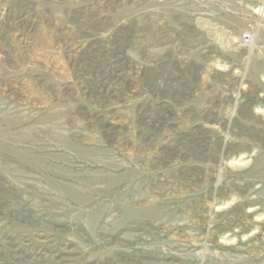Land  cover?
<instances>
[{
	"label": "rangeland",
	"instance_id": "obj_1",
	"mask_svg": "<svg viewBox=\"0 0 264 264\" xmlns=\"http://www.w3.org/2000/svg\"><path fill=\"white\" fill-rule=\"evenodd\" d=\"M0 264H264V0H0Z\"/></svg>",
	"mask_w": 264,
	"mask_h": 264
},
{
	"label": "built area",
	"instance_id": "obj_2",
	"mask_svg": "<svg viewBox=\"0 0 264 264\" xmlns=\"http://www.w3.org/2000/svg\"><path fill=\"white\" fill-rule=\"evenodd\" d=\"M245 42H250V37L247 36Z\"/></svg>",
	"mask_w": 264,
	"mask_h": 264
}]
</instances>
